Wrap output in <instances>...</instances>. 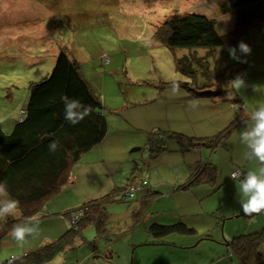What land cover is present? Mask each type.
<instances>
[{"label": "rangeland", "instance_id": "obj_1", "mask_svg": "<svg viewBox=\"0 0 264 264\" xmlns=\"http://www.w3.org/2000/svg\"><path fill=\"white\" fill-rule=\"evenodd\" d=\"M179 13L214 19L219 35L234 30V13L221 12L214 0H0L2 131L10 133L20 119L29 99V83L48 76L59 49L66 47L99 98L108 123L107 135L83 155L78 166L101 164L99 178L112 187L105 194L115 187L128 183L129 188L137 187L146 181L140 187L142 191L137 190L127 201L116 200L106 206L110 241L96 238L94 227L89 226L83 230V243L58 253L48 264L179 263V249L139 246L152 240L148 234L152 224L165 222L193 228L194 235L163 239H174L177 248V240H192V248L185 254L188 261L209 264L224 253L226 241L264 230V212L252 217L241 215L238 191L244 175L258 167L255 160L244 159L246 149L239 133L251 125V113L264 105V27L248 29L232 46L237 47L243 40L251 47L247 56L237 48V55L246 63L231 59L228 48L214 50L209 58L211 68L229 76L230 81L240 75L245 87L237 89L226 79L227 83L213 82L210 90L218 92L213 98H195L182 88L173 95L172 80L187 79L176 71L172 52L153 35L162 22ZM180 51L175 56L181 55ZM206 53L197 51L198 55ZM104 56L108 63L103 61ZM232 122L235 125L229 150L218 147L213 153L208 149L181 152L174 139L165 138L164 150L151 155L164 132L212 137ZM205 164L217 169L212 186L203 184L188 191L174 188ZM234 171L244 172L240 180L231 178ZM158 181L159 190L151 189L154 194L149 196L150 205L141 212L138 200L148 193L144 188ZM90 186V182L82 180L81 188L65 187L45 203L36 217L39 234L28 237L23 246L13 241L11 228L0 239V264H13L26 252L64 235L76 220L66 215L69 210L105 195L95 197L88 191ZM18 217L14 214L0 218V226ZM220 240L223 245L217 243ZM259 251L264 255V244ZM226 261L232 264L230 259Z\"/></svg>", "mask_w": 264, "mask_h": 264}, {"label": "trees", "instance_id": "obj_2", "mask_svg": "<svg viewBox=\"0 0 264 264\" xmlns=\"http://www.w3.org/2000/svg\"><path fill=\"white\" fill-rule=\"evenodd\" d=\"M214 1L221 12L234 13V30L230 33L219 35L216 21L204 15L179 13L162 22L153 35L156 41L172 52L176 71L187 79L179 82V87L195 98L216 97L218 92L210 90L213 82H226L229 77L211 68V53L218 48L232 47L237 37L252 27H264V0ZM177 50H181L182 54L175 56ZM198 50L208 53L198 55ZM68 51L66 47L60 48L50 74L40 81L29 83L28 102L10 133H4L0 128V183L6 185L9 198L19 202L15 213L19 217L0 226V239L20 222L37 217L43 205L69 184L72 167L80 157L100 144L107 135L108 123L103 114V106L83 78L78 62ZM227 82L229 84L230 79ZM65 97L79 100L86 107L90 106L91 114L75 125L66 121ZM237 111H242L241 107ZM233 125L234 122L214 136L204 138L164 132L151 155L157 156L164 150L165 138L174 139L181 152L208 149L213 153L218 147L229 150L228 141ZM53 141L58 142L54 152L49 150ZM239 172L241 177L244 172ZM216 177V167L199 165L176 189L188 191L203 184L212 186ZM143 183L136 185L137 188L142 187ZM128 186L130 183L122 188L115 187L104 196L69 210L66 215L70 220L73 216L76 220L64 235L36 250L26 252L13 264H48L58 253L71 249L77 242L83 243V230L89 226L94 227L96 238L110 241L106 206L116 200L127 201L125 191ZM138 201L137 208L144 213L146 206L150 205V198L144 200L142 197ZM133 223L136 224L137 220ZM195 233L193 228L182 223L152 224L148 228L153 241H161L170 235L190 236ZM263 244L264 230L232 238L225 243V257L232 264H264V255L259 251Z\"/></svg>", "mask_w": 264, "mask_h": 264}, {"label": "clouds", "instance_id": "obj_3", "mask_svg": "<svg viewBox=\"0 0 264 264\" xmlns=\"http://www.w3.org/2000/svg\"><path fill=\"white\" fill-rule=\"evenodd\" d=\"M237 48L242 55L247 56L252 52L251 47L241 40L237 47L228 48L231 59L240 63H246L247 61L242 59L241 55H237ZM230 83L237 89L245 87V81L240 75H237ZM179 91V82L172 80L171 94L176 95ZM64 99V119L71 124H78L91 114L90 106L86 107L76 99H68L67 97ZM250 119L252 121L251 125L239 133L240 142L246 149L243 154L244 159L258 162V167L253 171L247 172L238 185L239 203L241 204L243 214L248 217L264 212V105L257 107L251 113ZM57 147L58 142L53 141L49 145V150L54 152ZM231 178L238 180L239 174L234 173ZM18 207L19 202L9 198L6 185L0 183V218L14 215ZM39 232V220L36 217H32L28 222L14 226L11 237L18 246H23L28 237H35Z\"/></svg>", "mask_w": 264, "mask_h": 264}, {"label": "crops", "instance_id": "obj_4", "mask_svg": "<svg viewBox=\"0 0 264 264\" xmlns=\"http://www.w3.org/2000/svg\"><path fill=\"white\" fill-rule=\"evenodd\" d=\"M85 154H83V155H85ZM83 155L80 157L79 161L73 166V170L71 172V181L69 182V184H67L66 186H64L61 189V191L65 187H73V189H75V190L78 189V186H79V188H81L80 187V181L86 180V181H88V182L91 183V186L88 189V191L90 193H93L95 197L105 194L112 187H111L110 184H108L106 182V180L103 177L102 178H99V174L102 173V171H101V164L92 163V165H89L87 167H84V168L83 167H80V166H78V164L80 163ZM160 183L161 182L158 181L157 183L153 184V186L148 185V187H146L144 189H148V188H151L152 189L154 187L155 189L159 190L158 189V186L161 185ZM174 188H176V187H174ZM144 189H143V191H145ZM140 191H142V189H140L137 192H140ZM174 192H176V191H174ZM144 196H142V197H144ZM174 222H176V220H174ZM161 224H172V223L165 222V223H161ZM206 240H209V239H206ZM150 242H153V243L155 242V243L154 244L153 243L151 244ZM177 242H179V244H180L178 248L175 245L176 241L174 239H171V241L164 240V239L161 240V241H159V240H156V241L150 240L148 242L147 241H144V242L140 243L139 246L155 247V248H159V249L160 248H165V249H173V248L174 249H179V251L181 252V255L179 256V258H180L179 263L181 262V264H187V263L196 264L194 261L189 262L188 259H187L188 256L185 255L186 253H188V249L192 248V244H193L192 240H177ZM217 243L219 245H222V240L218 241ZM166 251L167 252H172V250H166ZM155 254H154V256H155ZM139 256H141V254H139ZM198 258L200 260H203V257L201 255H198ZM226 260L227 259L225 257V251H224V253L218 255L216 257V259L215 260H212V262L209 263V264H230L229 261H226ZM140 261L142 262V258L140 259ZM179 263H172V264H179ZM163 264H169V263L166 262V263H163Z\"/></svg>", "mask_w": 264, "mask_h": 264}, {"label": "bare ground", "instance_id": "obj_5", "mask_svg": "<svg viewBox=\"0 0 264 264\" xmlns=\"http://www.w3.org/2000/svg\"><path fill=\"white\" fill-rule=\"evenodd\" d=\"M180 149V148H179ZM146 183V181H144V183H143V185ZM142 188V187H141ZM140 187H134V186H131L130 188H128V190L127 191H125L126 193H125V199H128V198H131L132 196H133V194H135V192L137 191V190H139V189H141ZM130 190H132V192H131V195H129L128 194V192L130 191ZM152 194V191H151V188H148V193L147 194H145V196H144V200L146 199V200H148V198H149V196ZM75 218V217H74Z\"/></svg>", "mask_w": 264, "mask_h": 264}, {"label": "built area", "instance_id": "obj_6", "mask_svg": "<svg viewBox=\"0 0 264 264\" xmlns=\"http://www.w3.org/2000/svg\"><path fill=\"white\" fill-rule=\"evenodd\" d=\"M103 61H105V63H108V62H109V61H108V58L105 57V56H104V58H103ZM234 173H238V174H239V177H240V172H239V171H235V172H233V173L231 174V176H232ZM131 192H132V190H130V191L128 192V194L131 195Z\"/></svg>", "mask_w": 264, "mask_h": 264}]
</instances>
